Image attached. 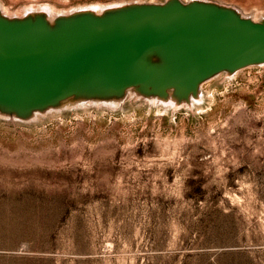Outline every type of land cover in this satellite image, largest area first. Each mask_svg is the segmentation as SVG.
<instances>
[{"label":"rangeland","instance_id":"rangeland-1","mask_svg":"<svg viewBox=\"0 0 264 264\" xmlns=\"http://www.w3.org/2000/svg\"><path fill=\"white\" fill-rule=\"evenodd\" d=\"M163 1L0 5L23 15ZM214 1L264 18V0ZM202 96L0 115V264H264V65L220 74Z\"/></svg>","mask_w":264,"mask_h":264},{"label":"water","instance_id":"water-1","mask_svg":"<svg viewBox=\"0 0 264 264\" xmlns=\"http://www.w3.org/2000/svg\"><path fill=\"white\" fill-rule=\"evenodd\" d=\"M264 65V18L214 0L129 2L49 15L0 7V115L30 121L133 95L177 108L220 75Z\"/></svg>","mask_w":264,"mask_h":264},{"label":"bare ground","instance_id":"bare-ground-1","mask_svg":"<svg viewBox=\"0 0 264 264\" xmlns=\"http://www.w3.org/2000/svg\"><path fill=\"white\" fill-rule=\"evenodd\" d=\"M37 3V2H36ZM32 4V3H31ZM0 7H1V9L3 10V12H5V13H7L6 12V8H3L1 5H0ZM35 7H34V4H32L31 5V7L29 6V7H26L24 10H23V12H28V11H30V10H33ZM90 8H94V9H96V10H101L102 9V7H94V6H90ZM41 9H43V10H45L46 12H48L49 13V15H51V16H54L55 15V13L52 11V10H50V9H48V7H41ZM244 14V13H243ZM202 90H201V96L200 97H198V98H194L193 100H192V104L193 105H195L196 103H198L199 101H201L202 100ZM147 101L149 102V103H152V104H161V105H164V106H166V107H169V108H177V105H175V103L174 102H172V101H170V102H161V101H158L157 99H147ZM84 103H82V105H83ZM94 104H100V103H94ZM191 104V105H192ZM79 105H81V104H79ZM116 105H118V104H115V103H110V104H108V106H116Z\"/></svg>","mask_w":264,"mask_h":264}]
</instances>
